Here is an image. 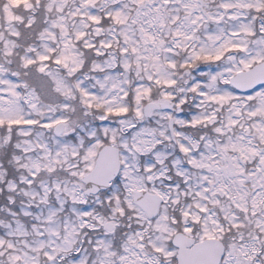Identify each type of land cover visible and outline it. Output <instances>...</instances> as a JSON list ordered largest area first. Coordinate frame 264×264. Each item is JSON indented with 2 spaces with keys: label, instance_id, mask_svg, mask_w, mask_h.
I'll return each mask as SVG.
<instances>
[{
  "label": "snow or ice",
  "instance_id": "obj_1",
  "mask_svg": "<svg viewBox=\"0 0 264 264\" xmlns=\"http://www.w3.org/2000/svg\"><path fill=\"white\" fill-rule=\"evenodd\" d=\"M0 264H264V0H0Z\"/></svg>",
  "mask_w": 264,
  "mask_h": 264
}]
</instances>
